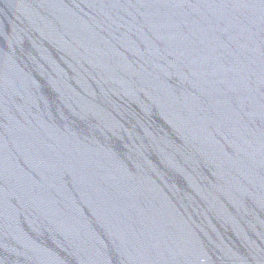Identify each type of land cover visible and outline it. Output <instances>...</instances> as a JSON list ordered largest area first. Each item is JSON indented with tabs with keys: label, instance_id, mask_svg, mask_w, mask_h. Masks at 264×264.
Listing matches in <instances>:
<instances>
[{
	"label": "water",
	"instance_id": "water-1",
	"mask_svg": "<svg viewBox=\"0 0 264 264\" xmlns=\"http://www.w3.org/2000/svg\"><path fill=\"white\" fill-rule=\"evenodd\" d=\"M0 264H264V0H0Z\"/></svg>",
	"mask_w": 264,
	"mask_h": 264
}]
</instances>
